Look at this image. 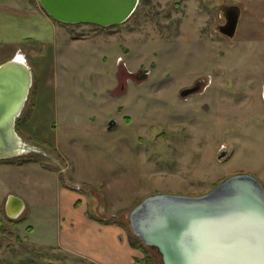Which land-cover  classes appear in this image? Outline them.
I'll use <instances>...</instances> for the list:
<instances>
[{"label": "rangeland", "instance_id": "374dc122", "mask_svg": "<svg viewBox=\"0 0 264 264\" xmlns=\"http://www.w3.org/2000/svg\"><path fill=\"white\" fill-rule=\"evenodd\" d=\"M222 6L140 0L103 28L54 22L38 0H0V64L21 54L34 75L17 131L48 154L0 161V264H95L60 247L64 189L122 223L132 246L127 214L149 195L198 196L242 172L264 186V22L243 21L230 40L217 31ZM25 157L40 162L19 165ZM10 195L26 203L14 220ZM138 251L133 264H161Z\"/></svg>", "mask_w": 264, "mask_h": 264}, {"label": "water", "instance_id": "95a60500", "mask_svg": "<svg viewBox=\"0 0 264 264\" xmlns=\"http://www.w3.org/2000/svg\"><path fill=\"white\" fill-rule=\"evenodd\" d=\"M56 22L103 28L122 25L140 0H38ZM226 7V6H225ZM219 32L234 38L241 8ZM147 74L140 77L146 79ZM34 75L17 54L0 64V161L46 151L21 138L17 121L28 102ZM199 86L180 93L188 98ZM222 152L220 159H226ZM26 203L10 195L5 204L9 219L19 218ZM131 234L155 250L161 264H264V186L250 173H236L205 194L186 196L158 193L143 198L127 214Z\"/></svg>", "mask_w": 264, "mask_h": 264}, {"label": "crops", "instance_id": "0c3cea01", "mask_svg": "<svg viewBox=\"0 0 264 264\" xmlns=\"http://www.w3.org/2000/svg\"><path fill=\"white\" fill-rule=\"evenodd\" d=\"M221 1L223 6L235 5L241 8V21L236 36L243 33L246 28V22L243 24V21L256 20L263 24L264 0ZM69 193L64 189L61 198L60 247L63 250L95 264H133L135 259L142 258L141 252L124 239L123 226L119 223L103 224L92 219L88 214L89 204L86 195Z\"/></svg>", "mask_w": 264, "mask_h": 264}, {"label": "trees", "instance_id": "16d2710c", "mask_svg": "<svg viewBox=\"0 0 264 264\" xmlns=\"http://www.w3.org/2000/svg\"><path fill=\"white\" fill-rule=\"evenodd\" d=\"M61 24H63V23H61ZM64 25H66V24H64ZM68 25V24H67ZM94 26H97V25H94ZM117 26H120V25H117ZM98 27H100V26H98ZM113 27H115V26H113ZM22 121V118H19L18 119V121H17V124H20V122ZM17 162H18V164L19 165H24V164H29V163H38V162H40V159H38V158H36V157H25V158H19L18 160H17ZM43 167L46 169V170H49V168L47 167V166H45V164L43 165ZM77 204H79L78 202H77ZM89 214V217H91L92 219H96L97 221H99V222H101V223H107V224H116V223H119V222H117V221H115V220H108V221H105V220H102V219H97V218H95L90 212L88 213ZM120 224V223H119ZM121 226H123V224L121 223L120 224ZM123 228H124V226H123ZM133 237V236H132ZM131 243H132V246H134L135 248H137V249H140V250H146V249H150V248H147V247H145L144 245H142L141 244V242L137 239V238H135V237H133L132 239H131ZM153 250V249H152ZM160 256V255H159ZM145 263V262H147V261H144V260H140V263ZM160 263H161V258H160Z\"/></svg>", "mask_w": 264, "mask_h": 264}, {"label": "flooded vegetation", "instance_id": "af4514ba", "mask_svg": "<svg viewBox=\"0 0 264 264\" xmlns=\"http://www.w3.org/2000/svg\"><path fill=\"white\" fill-rule=\"evenodd\" d=\"M236 6L235 5H232V6H223L222 8H219V11H220V13H221V16L223 17V19H224V23L223 24H220V25H218V27H217V31H219L220 30V28L222 27V26H225V25H227V23H228V20L235 14V10H237L236 8H235ZM239 7V6H238ZM227 37V36H226ZM236 37V36H235ZM234 37V38H235ZM228 39H230V40H233L234 38H229V37H227ZM133 78H137V75L136 76H132ZM204 83H197L196 84V86H199L200 87V89H199V91L198 92H196V93H199L202 89H203V86L204 85H206V84H204ZM195 93V94H196Z\"/></svg>", "mask_w": 264, "mask_h": 264}, {"label": "bare ground", "instance_id": "6f19581e", "mask_svg": "<svg viewBox=\"0 0 264 264\" xmlns=\"http://www.w3.org/2000/svg\"><path fill=\"white\" fill-rule=\"evenodd\" d=\"M19 57L26 61L25 57H23L21 54H19Z\"/></svg>", "mask_w": 264, "mask_h": 264}]
</instances>
